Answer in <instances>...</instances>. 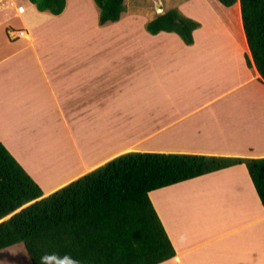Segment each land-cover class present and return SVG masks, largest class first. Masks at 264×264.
Returning a JSON list of instances; mask_svg holds the SVG:
<instances>
[{"label":"crops","instance_id":"1","mask_svg":"<svg viewBox=\"0 0 264 264\" xmlns=\"http://www.w3.org/2000/svg\"><path fill=\"white\" fill-rule=\"evenodd\" d=\"M18 1L16 7V0H0V141L45 195L126 151L264 156L261 101L251 102L264 98V82L246 63L240 8L239 42L225 28L228 46L219 50L228 53L220 63V55L198 48L201 23L186 45L172 32L149 34L147 20L98 25L95 15L98 32L126 22L136 41L108 49L111 41L99 32L94 44L105 50H87L95 54L90 58L84 49H69V8L74 4L78 23L82 0H66L57 15ZM10 29L24 35L11 36ZM52 105L61 106V133L50 131L56 116L44 108ZM62 106H77L78 119ZM55 134L66 147L52 143ZM149 197L175 248L157 264H264V209L243 163L154 189Z\"/></svg>","mask_w":264,"mask_h":264},{"label":"trees","instance_id":"2","mask_svg":"<svg viewBox=\"0 0 264 264\" xmlns=\"http://www.w3.org/2000/svg\"><path fill=\"white\" fill-rule=\"evenodd\" d=\"M29 1L54 15L66 5V0ZM218 1L240 8L250 52L246 63L264 82V0ZM93 2L98 25L118 21L125 11L124 0ZM199 26L178 8L144 23L149 34L172 32L186 45L193 44ZM237 163L246 166L264 209V156L126 151L45 195L0 141V250L21 243L31 264L160 263L175 248L149 192Z\"/></svg>","mask_w":264,"mask_h":264},{"label":"rangeland","instance_id":"3","mask_svg":"<svg viewBox=\"0 0 264 264\" xmlns=\"http://www.w3.org/2000/svg\"><path fill=\"white\" fill-rule=\"evenodd\" d=\"M82 1L83 4L76 7L84 13L83 17L85 18L81 17L78 23L75 20L77 11H72V9L75 7L74 4L71 3V6L69 8V11L72 13L71 16L70 15L67 16L68 18H70L69 21L70 26L68 30L70 32L69 34L70 40L72 41L69 49H78V48L84 49L85 54H88L90 58H93L95 54L87 50H92V51L105 50L103 48L99 49L95 47L94 40L98 38L99 36L98 33L99 32L101 33V31L99 32L97 31L98 25H94V23L91 24V19L94 17V15L98 16L99 9L97 8L93 0H82ZM18 4L19 1L16 0V7L19 6ZM22 5L25 6V4ZM124 5H125V11L121 16V20L127 19V17H136L141 20H148L154 17L156 13L160 14L163 11L168 10L170 8H178L184 14L194 18L199 23H201V25L203 26V30L198 33V40L200 45L198 48L209 49L212 50L213 53H215V55L216 54L220 55V57L218 58V62L220 63H223L226 60V56L221 57L222 55H224L222 53H228L225 52L228 50L225 51L219 50V49H227L228 46V43L224 41L227 40L228 42V32L227 30H225V28L228 29L229 31L233 30V34L235 32V37H236L235 43L237 44L239 42L237 40L239 36L238 33L236 32L237 31L236 8L234 6H230V7L224 6L218 0H192V1L190 0H124ZM158 7H160L161 10H159ZM7 12H9L8 14L12 16V11L7 10ZM228 15L231 16L233 19H235L230 24H228L229 20L225 18ZM216 17L221 19L220 20L221 24L217 21ZM139 19H137L136 22L140 23ZM11 23H12V28H17L19 26L18 21L16 20H12ZM126 28L127 25L125 22L123 25H119V27L115 25L111 29V33L109 31H105L101 33V34H105V39L110 40L112 43V44L109 43V46L105 48L113 49L115 48L114 46L115 43L117 45L116 48H119L122 43L127 44L128 46L133 44L131 42V38L132 40L136 41L135 39L136 33L133 34V36H130ZM117 33L119 35H117ZM213 37H217L215 39V44L213 42L214 41ZM56 43L57 42H55V48H58ZM63 48H65V46ZM138 48H140V42L139 43L135 42L133 49L135 50ZM229 59L232 60L230 56ZM262 100L264 101V98L257 97L255 100L251 102L253 103L255 102L256 104H258V101H261L258 105L259 106L258 109H260L261 113L264 114V102L262 103ZM60 107L61 106L52 105L44 108V111H48V112L53 111V113L56 116V118L55 119L53 118L52 121V128L50 130L51 132L55 131V133H57V131H59V133H61V126L64 128L63 126L64 119L61 113L59 112ZM65 107L66 106H62L63 110L68 109V111L65 112V115L67 117H75L76 119H78L79 116H78L77 106L64 109ZM38 116H39V120H41L40 119L41 117L44 118L40 112H38L37 117ZM41 121H45V119ZM61 138L62 137H58V135L55 134V136L52 137L53 140L52 143H57L59 146L60 144H63L66 147L67 146L66 143L63 142ZM45 140H51V138L47 137ZM71 152L72 151L70 150L69 153ZM0 264H31V263L22 244L18 243L13 246L0 250Z\"/></svg>","mask_w":264,"mask_h":264},{"label":"built area","instance_id":"4","mask_svg":"<svg viewBox=\"0 0 264 264\" xmlns=\"http://www.w3.org/2000/svg\"><path fill=\"white\" fill-rule=\"evenodd\" d=\"M19 11L22 12L23 9L19 8ZM9 35H11V36H23L24 35V30H21V29L13 30V29H10Z\"/></svg>","mask_w":264,"mask_h":264},{"label":"water","instance_id":"5","mask_svg":"<svg viewBox=\"0 0 264 264\" xmlns=\"http://www.w3.org/2000/svg\"><path fill=\"white\" fill-rule=\"evenodd\" d=\"M158 9H159V10H161V8H160V7H158Z\"/></svg>","mask_w":264,"mask_h":264}]
</instances>
